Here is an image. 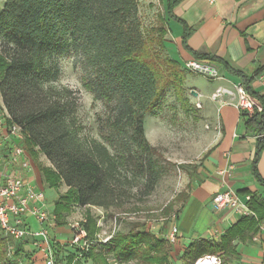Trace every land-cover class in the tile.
Returning <instances> with one entry per match:
<instances>
[{
    "label": "trees",
    "instance_id": "16d2710c",
    "mask_svg": "<svg viewBox=\"0 0 264 264\" xmlns=\"http://www.w3.org/2000/svg\"><path fill=\"white\" fill-rule=\"evenodd\" d=\"M178 4V0H167L166 12L169 19L182 24L187 48L186 25L173 13ZM138 13V0H6L0 12V95L10 126L15 124L23 131L27 151L35 161L40 152L51 163V167L38 164L44 181L56 190L62 183L68 187L54 201L58 227L66 225L65 215L73 205L122 209L136 196L138 179L144 181L142 191L150 193L160 178L153 161L157 149L145 135V116L159 107L169 88L187 105L186 73L177 61L162 55L168 33L163 15L161 25L146 37ZM70 50L80 57L86 87L110 109L111 149L82 134L77 119L79 97L70 87L57 84L61 71L55 58ZM193 56L243 76L218 57ZM242 87L263 107L261 112L253 111L247 125L263 124L264 99L244 82ZM251 203L252 199L254 210ZM256 216L252 220L262 219ZM83 227L91 239L95 222L88 218ZM30 243L29 239L13 241L0 228V264H22ZM209 244L193 242L177 261L194 264L221 251L220 247L205 250ZM173 250L164 238L137 224L126 234H115L99 254L90 248L86 256L102 264H109L106 255L121 264H175ZM67 264H77L76 257L71 256Z\"/></svg>",
    "mask_w": 264,
    "mask_h": 264
},
{
    "label": "crops",
    "instance_id": "0c3cea01",
    "mask_svg": "<svg viewBox=\"0 0 264 264\" xmlns=\"http://www.w3.org/2000/svg\"><path fill=\"white\" fill-rule=\"evenodd\" d=\"M5 1L0 0V12ZM159 1L168 28L164 43L167 57L177 61L182 69L185 62L196 60L193 53L218 57L244 76L205 60L219 70L218 78L185 71L184 97L187 105L201 109L199 123L207 125L203 134L206 147L193 162L185 189L176 196L179 212L172 217L163 238L167 240L173 229L178 230L177 242L172 244L175 261L193 242L208 241L221 249L216 255L208 256L221 260L223 255L230 259L228 264H264V123L248 126L254 112H242L237 106L238 89L243 82L264 99V0H178L173 13L186 25L187 48L183 44L182 24L169 19L167 0ZM9 118L0 95L1 172L20 171L25 181L37 190L46 189L49 186L38 164L52 165L44 154L39 152L38 161H34L24 141L19 142L30 158L31 169L24 171L20 164L11 163L10 154L18 141L7 138ZM67 190L62 183L46 199V209L51 208L54 213V201ZM225 191L233 192L241 200L250 196L254 210L250 202L248 207L262 219L245 220L235 210H217L213 200ZM27 223L31 231L41 230L34 217L28 216ZM56 227L57 224L53 230ZM30 242L27 253H33L28 250L34 247L32 238Z\"/></svg>",
    "mask_w": 264,
    "mask_h": 264
},
{
    "label": "rangeland",
    "instance_id": "374dc122",
    "mask_svg": "<svg viewBox=\"0 0 264 264\" xmlns=\"http://www.w3.org/2000/svg\"><path fill=\"white\" fill-rule=\"evenodd\" d=\"M138 1V17L142 24V32L148 37L152 35L153 28L161 25L162 7L159 0ZM162 55L167 56L164 51H162ZM55 61L61 71L57 84L70 87L79 97L77 119L82 128V134L103 142L111 149L108 127L110 109L104 99H96L86 87V76L81 67L80 57L70 50L67 54L56 57ZM113 104L111 102L110 106ZM200 111L201 109L193 105H183L173 88L165 91L159 101V107L154 112L146 114L144 122L146 138L150 145L157 149L153 161L157 164L160 178L154 190L150 193L142 191L144 190V181L138 179L134 191L137 192L136 196L132 198L128 206L122 209L104 210L97 207L75 205L71 212L65 215L66 225L57 226V229L50 232V237L54 242L52 247L53 264H67L71 256L76 257L77 264H102L101 261L94 263L86 256L83 251L85 242L90 244L96 254H99L103 251V246L109 244L115 234H126L137 224H144L149 231L163 238L172 217L179 212L180 204L176 196L185 189V179L188 177L191 167L194 166L193 162L197 161L206 147L203 134L207 125L199 123ZM39 184L38 182L37 185ZM41 191L44 192L45 199H47L57 190L46 187ZM50 210L51 208H49ZM88 218H91L96 224L95 235L87 241L82 238L77 243H73L78 229H72V226L79 223L78 228H82ZM29 240L31 239L29 238ZM168 244L172 245L169 242ZM34 247L31 246L28 249L33 253L29 252L27 257H32V259H25L23 261L25 264H30V261H33L34 264H52L46 257V252H41L40 249L35 250ZM205 248H207L205 250L216 249V245L211 243ZM106 256L109 264H121L116 258ZM220 256L222 263H229L230 259L223 255ZM203 258L208 257L204 256ZM173 261L175 264H182L174 259ZM197 262L198 260L194 264ZM123 264L140 263L129 261Z\"/></svg>",
    "mask_w": 264,
    "mask_h": 264
},
{
    "label": "built area",
    "instance_id": "2783aa9c",
    "mask_svg": "<svg viewBox=\"0 0 264 264\" xmlns=\"http://www.w3.org/2000/svg\"><path fill=\"white\" fill-rule=\"evenodd\" d=\"M183 70L186 72L198 73L210 78L219 77V70L208 62H199L196 60L187 61L183 65ZM238 93L240 99L237 106L242 112H253L255 109L261 112L263 110L261 103L251 97L243 87L238 89ZM7 138L18 141L10 154L11 163L20 164L24 171L30 170V158L26 154L25 148L20 145L25 139L22 129L15 124L11 125ZM250 200V196H247L245 200H241L240 197L233 192L225 191L218 194L213 200V203L217 210L229 208L235 210L244 217L256 218V214L248 207ZM45 201L44 192L37 190L34 186L27 183L20 171L14 174L2 173L0 157V228L4 234L13 241L32 238L36 249H40L41 252H46V257L52 262V247L54 242L50 237V231L55 228L56 217L54 213L46 209ZM28 216H32L38 221L41 226L39 232L30 230L27 223ZM78 226L79 223L72 226V229H78L73 243H77L82 238L86 239V241L90 239L84 227L78 228ZM177 235L178 230L173 229L167 236L168 242L175 244L177 242ZM90 248V244L85 242L83 251L86 253ZM13 254L12 247H10L9 255L13 256ZM207 257L213 259L215 264H221L219 257ZM202 259L204 258H200L198 261ZM22 264L25 263L22 262Z\"/></svg>",
    "mask_w": 264,
    "mask_h": 264
},
{
    "label": "bare ground",
    "instance_id": "6f19581e",
    "mask_svg": "<svg viewBox=\"0 0 264 264\" xmlns=\"http://www.w3.org/2000/svg\"><path fill=\"white\" fill-rule=\"evenodd\" d=\"M197 264H215V261L211 258L202 259Z\"/></svg>",
    "mask_w": 264,
    "mask_h": 264
}]
</instances>
